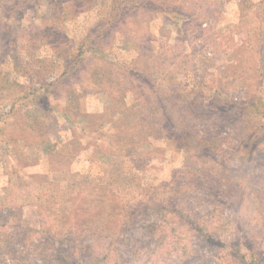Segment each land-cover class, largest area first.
I'll return each mask as SVG.
<instances>
[{
    "label": "rangeland",
    "instance_id": "374dc122",
    "mask_svg": "<svg viewBox=\"0 0 264 264\" xmlns=\"http://www.w3.org/2000/svg\"><path fill=\"white\" fill-rule=\"evenodd\" d=\"M260 117L264 0H0V264H264Z\"/></svg>",
    "mask_w": 264,
    "mask_h": 264
},
{
    "label": "trees",
    "instance_id": "16d2710c",
    "mask_svg": "<svg viewBox=\"0 0 264 264\" xmlns=\"http://www.w3.org/2000/svg\"><path fill=\"white\" fill-rule=\"evenodd\" d=\"M36 103L37 102L35 101L34 104L36 105ZM38 104L40 105V103H38ZM45 112H47V110ZM258 120L261 121V122H263L264 119H261V117H260ZM258 125H259V129H262L263 125L262 126H261V124H258Z\"/></svg>",
    "mask_w": 264,
    "mask_h": 264
}]
</instances>
